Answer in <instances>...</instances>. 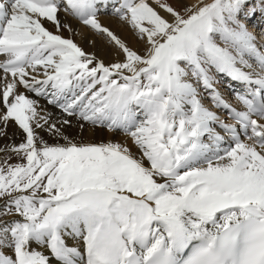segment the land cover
<instances>
[{
    "label": "snow or ice",
    "instance_id": "snow-or-ice-1",
    "mask_svg": "<svg viewBox=\"0 0 264 264\" xmlns=\"http://www.w3.org/2000/svg\"><path fill=\"white\" fill-rule=\"evenodd\" d=\"M257 12L264 22V0H0V139L11 140L10 123L24 136L0 146V264H264V51L248 29ZM69 18L122 59L106 65L60 35L73 33ZM220 75L244 85L234 93L243 110L214 87ZM25 93L81 132L124 143L74 142L62 130L72 121L50 123Z\"/></svg>",
    "mask_w": 264,
    "mask_h": 264
},
{
    "label": "bare ground",
    "instance_id": "bare-ground-1",
    "mask_svg": "<svg viewBox=\"0 0 264 264\" xmlns=\"http://www.w3.org/2000/svg\"><path fill=\"white\" fill-rule=\"evenodd\" d=\"M170 3H173V6L175 7H182L183 5L187 4V5H193L198 3V0H181V2L179 4L176 3V0H169ZM110 11V9H109ZM103 13V12H102ZM101 13V14H102ZM163 14V13H162ZM60 18L63 21L65 19L64 14L61 13L60 14ZM99 21L100 23L104 26L109 28L111 31L114 32V34H116L118 37H120L130 48H132L135 51H138L141 55L143 54V45H141L134 37V35L132 34L131 30L124 25L123 23H121L120 21H118L116 18H110V17H106V16H99ZM69 22L71 23L72 28L74 29L73 33H69L67 30H64L60 33V35H62L64 38H71L74 40V42L81 47L86 53H90V54H95L96 58L99 60H103V62L107 65L110 63H114V62H118L119 60L122 59V56H117L114 54V49L112 47H110L109 45H107L105 42L106 38L103 36H96L94 35L91 30L86 29L83 25L79 24V22L75 21V20H71L69 18ZM46 28H48L50 31H54V29L52 28V26L48 23H45L44 25ZM259 26V29H257ZM248 29L250 32H252L255 36H256V41L255 43L257 44L258 47H262L264 42V35H262V29H264V22H262L260 20V13L257 12V16L256 18H254L252 20L251 23L248 24ZM99 37V38H98ZM102 37V38H100ZM89 41H95V43H90ZM246 71H248V69H245ZM0 75H2V73H0ZM217 79L219 80V76H217ZM214 87H220V88H224L222 85H214ZM203 89L201 88L200 91H202ZM218 90V89H217ZM20 91H24L23 89H20ZM223 97L226 96V94L228 93L227 90H218ZM26 95L29 96V98L31 99H35L37 100L40 108L39 110H41V114L43 115L44 112L46 111L47 113H50V123H57V126L59 127V123L58 121H61L63 119H68L72 121V126L68 127L65 126L64 129H62L65 132V135L69 136L71 139H73L74 142L76 143H91V144H100V143H106L109 140L112 141H116V142H121L124 143V138L121 135H113L109 132H107V130L105 129H101V128H96V129H91L90 126H85L83 132H81V130L78 127V122L76 120L75 117H68L66 116L61 110H55L54 106L49 105L47 103V100L43 97H36L34 94L32 93H25ZM203 99V97H201ZM202 103L204 104L205 107L210 108V106L208 104H206L205 102ZM210 110H213L210 108ZM214 111V110H213ZM217 115H219L221 117V119H223V116L219 114V112H217ZM10 127L7 128V133L8 136L11 137V140H9L10 142H12L13 144H17L18 143V139L21 138V140L23 141V137H19L21 136L15 129H13L11 127V125H9ZM38 134L43 137V139L45 141H47L49 144H55V143H63V141H57L56 139H54L53 137H51L46 131L37 129ZM17 139V140H15ZM5 140L4 142L0 143V146L4 145L8 139L4 138L2 139V141ZM129 144V146H131V142L128 141L127 142ZM133 151L135 152V149H133ZM7 219H12V217H8ZM66 239V243L68 244V246H72V247H79L81 253L83 254V244L82 242H80L79 244H77L75 241L65 238ZM33 248H36V250L44 252L45 255L48 254L47 249L46 248H39L37 247L35 244H33ZM7 255H12L11 251H6Z\"/></svg>",
    "mask_w": 264,
    "mask_h": 264
},
{
    "label": "rangeland",
    "instance_id": "rangeland-1",
    "mask_svg": "<svg viewBox=\"0 0 264 264\" xmlns=\"http://www.w3.org/2000/svg\"><path fill=\"white\" fill-rule=\"evenodd\" d=\"M209 2H211V0H205V3H209ZM257 29H259V26H258V28ZM99 38V37H98ZM100 38H102V37H100ZM104 38V37H103ZM103 42H105L107 45H109L108 43H107V41H103ZM110 46V45H109ZM111 47V46H110ZM143 55V54H142ZM9 125H11V127L13 128V129H15L21 136H19V137H23V139H24V136H23V133H22V131H20L18 128H17V126L15 125V124H13V123H10ZM10 126H8V128H9ZM15 140H17V139H15ZM5 140H3L2 141V139H0V143L1 142H4ZM18 143H17V145L19 144V143H21L22 142V140H21V138H19L18 140ZM7 143H12V142H10L9 140L5 143V144H7ZM3 146V145H2ZM4 157V153H2V152H0V159H2ZM24 161H22V160H20L19 158H16V157H13L10 161H9V163H11V164H16V163H23Z\"/></svg>",
    "mask_w": 264,
    "mask_h": 264
}]
</instances>
